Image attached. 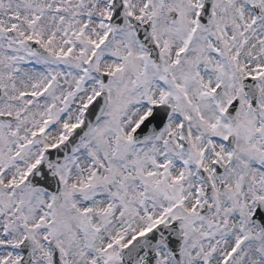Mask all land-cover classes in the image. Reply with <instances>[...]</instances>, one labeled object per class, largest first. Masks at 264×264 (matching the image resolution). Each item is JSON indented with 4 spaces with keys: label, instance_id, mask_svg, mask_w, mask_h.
<instances>
[{
    "label": "snow or ice",
    "instance_id": "snow-or-ice-1",
    "mask_svg": "<svg viewBox=\"0 0 264 264\" xmlns=\"http://www.w3.org/2000/svg\"><path fill=\"white\" fill-rule=\"evenodd\" d=\"M0 264H264V0H0Z\"/></svg>",
    "mask_w": 264,
    "mask_h": 264
}]
</instances>
